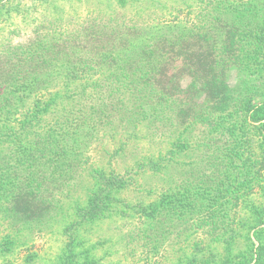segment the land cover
Instances as JSON below:
<instances>
[{"label": "trees", "instance_id": "trees-1", "mask_svg": "<svg viewBox=\"0 0 264 264\" xmlns=\"http://www.w3.org/2000/svg\"><path fill=\"white\" fill-rule=\"evenodd\" d=\"M53 1L0 48V264L39 255L38 235L60 264H99L83 232L125 190L156 222L175 210L180 236L230 204L264 222V0Z\"/></svg>", "mask_w": 264, "mask_h": 264}, {"label": "rangeland", "instance_id": "rangeland-1", "mask_svg": "<svg viewBox=\"0 0 264 264\" xmlns=\"http://www.w3.org/2000/svg\"><path fill=\"white\" fill-rule=\"evenodd\" d=\"M39 1L43 2L39 4ZM46 1L0 0V48L12 43L24 42L31 37L32 30L37 23L34 18L37 16L38 9L49 6ZM73 1L57 0V2H53L69 8V3ZM110 1L113 0H86L85 5L90 7H87V10H94L97 7L107 5V3L109 4ZM135 1L131 0L130 4H134ZM143 3L147 4L145 1ZM220 16L224 17L225 14L221 13ZM232 81L234 83L237 81L236 73H233ZM196 133L203 136L206 129L199 127ZM253 166L249 163L246 164L241 169V174L252 168V171H255L261 167ZM158 186H161V182ZM129 191L125 190L123 193L121 191L118 194L119 197L132 204L127 207L124 214L118 213L111 220L90 224L83 232L87 239L85 245L92 249L90 253L95 260L101 259L99 264H186V257L179 250L181 246H185L188 257L193 254L201 255L200 259L214 257L215 260L211 262L212 264H257L258 262L263 264L264 259L259 257H264V252L259 255L258 246L261 243L264 245V222H260L261 220L252 221L251 219L244 221V213H242L245 211L244 209L230 204L231 210L220 214L226 220L224 222L219 221L211 227L214 228L218 225L217 232L215 229L208 231L206 226L204 230L191 221L193 223L190 228L192 234L187 232L186 235L182 234V237L179 233L181 231L180 227H185L187 223L182 225L185 221L177 222V216L174 215L175 210L165 213L162 222H156L154 219L144 216L145 208L141 210L140 207H134L133 204L141 199L140 192H137L140 195L134 198L133 192ZM150 192L152 193V191ZM218 193L219 191L212 193L215 200L218 199ZM205 194L209 195L208 192H205ZM154 197L155 193L154 195H146V193L142 195L143 200L146 202L153 200ZM259 201L261 202L262 198H259ZM118 206L122 207V204ZM262 217L261 219L264 221ZM204 222L207 223L206 220ZM207 231L208 235L206 234ZM216 233L218 235H214ZM61 240L63 244V238ZM60 243L61 241L56 240L55 236L44 237L38 235L33 250H38L39 255L32 259H26V255L24 256L22 253L16 255L14 259L17 264H60L58 256L62 246H59ZM128 243L129 249L125 250ZM208 252L213 254H206ZM20 257L21 259H18Z\"/></svg>", "mask_w": 264, "mask_h": 264}]
</instances>
